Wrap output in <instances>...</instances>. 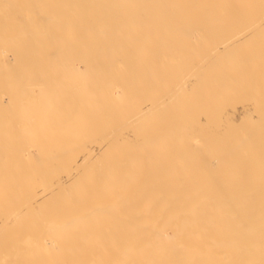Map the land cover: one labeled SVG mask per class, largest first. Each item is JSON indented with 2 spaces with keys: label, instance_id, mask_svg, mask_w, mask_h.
<instances>
[{
  "label": "bare ground",
  "instance_id": "1",
  "mask_svg": "<svg viewBox=\"0 0 264 264\" xmlns=\"http://www.w3.org/2000/svg\"><path fill=\"white\" fill-rule=\"evenodd\" d=\"M0 186L39 257L264 264V0H0ZM116 191L147 205L88 204ZM102 212L129 243L92 256L113 248L88 230Z\"/></svg>",
  "mask_w": 264,
  "mask_h": 264
},
{
  "label": "rangeland",
  "instance_id": "2",
  "mask_svg": "<svg viewBox=\"0 0 264 264\" xmlns=\"http://www.w3.org/2000/svg\"><path fill=\"white\" fill-rule=\"evenodd\" d=\"M36 94H38V92L36 93ZM9 119H11L10 117H11V113L10 112H7V115H6ZM81 157V155L78 157V159ZM63 182L65 181V178H63V180H62ZM58 188V187H57ZM74 188H76V189H78V188H81V189H86V188H91V189H101V188H104V187H99V186H91V187H81V186H77V187H74ZM2 189H4V187H1L0 186V190H2ZM53 195V196H52ZM52 195H51V197H52V199H53V202L52 203H55V201H56V199L58 198V196H59V193L58 192H54V193H52ZM73 195H74V193H69L68 195H66L65 197H68V196H72L73 197ZM163 195H164V193H163ZM4 196V195H3ZM89 196H91V194H89ZM104 196H107V195H102V193H100V192H98V193H95V195H94V197L93 198H90V200H89V203L88 204H91V205H94V204H103V206H105V207H107L109 204H113V205H116L117 207H115V210H118V209H124V207H127L128 208V205H129V208H131V206L136 210L137 208H141V209H143L146 205H147V200H146V198L143 196V194L142 193H138V194H136V195H133V196H127L126 195V193L125 192H122V191H116V192H114V194L113 195H110V196H108L107 198L105 197V198H100V197H104ZM0 199H2V198H0ZM6 203H8L9 205H10V201L9 202H6ZM17 203V201L15 202V204ZM8 204H6V205H8ZM14 204V202H12L11 201V209H12V211H13V209H14V211L16 210V208L18 207V209H20L21 208V205H18L19 203H17L16 204V206H14L13 205ZM22 204V203H21ZM24 205H25V203H23ZM22 204V205H23ZM28 204V203H27ZM30 204H32V203H29V205ZM18 205V206H17ZM16 207V208H15ZM24 207V208H23ZM11 209H10V211H11ZM17 209V210H18ZM24 209V211L26 212V210H27V208H25V206H22V210ZM133 209V210H134ZM4 210V209H3ZM1 210L2 212H0V217H2V218H0V221H2V219L3 220H6V222L5 221H3L4 223H9V221H11V219H10V215L11 214H9L10 212H8V210L6 211V210ZM22 210H20L19 212H21ZM38 211H39V209H37ZM44 210H46V209H44ZM47 210H48V208H47ZM4 212H8V214L9 215H7V214H5V215H7L8 217H9V221H8V219H4L5 218V216L4 215H2L1 216V213L2 214H4ZM17 213H18V211H16ZM36 212V211H35ZM42 213H43V211H41ZM41 212H40V214H41ZM14 213V214H13ZM16 213V214H17ZM27 213H29V214H26L25 215V213L23 214L24 216L23 217H27V220H28V218L29 217H33L32 219H34L35 221V223L40 227L41 225H40V223L39 222H41V221H43V219L44 218H41L40 220H39V218L38 217H40V216H42V215H40V214H34V213H30V212H27ZM21 214H22V212H21ZM32 214V215H31ZM104 214H106V212H102V213H100V214H98L97 215V218H95V219H92V220H89L90 222H89V226H88V230L89 231H91L93 234H97V235H99V237H100V241L101 242H103V243H107V245H106V248H110V247H113V248H111V249H108V250H105V251H99L100 249H105V248H95V246L93 247V248H91V249H89V254L90 255H95V254H99V255H103V253L104 254H106V255H109L110 254V250H113V251H115V252H120L121 250H122V248H124V246H126V245H128V243H129V241H128V239H126V240H120V241H118V240H112V241H114L113 243H110V242H112V241H110V236H109V234H108V232L110 231V228L109 229H107V228H105L106 226H109V224H110V226L115 230V228H117V226H119V228H124V230H123V234L124 233H127L128 231H130L131 229H130V220L128 219V220H126V218H123V216L125 215V213L124 214H119V213H117V216L116 217H114V218H112V220L113 221H107V220H109L110 218H108L107 217V215H104ZM13 215H15V212H12V217L11 218H14L15 219V217L18 215H20V213H18L17 215H15V217L13 216ZM45 214H43V216H44ZM46 215H49V213H47ZM45 215V220H44V224L42 223V226L43 225H45L46 224V226H47V222L48 221H46V218L48 219V216H46ZM17 216V217H18ZM50 216V215H49ZM4 217V218H3ZM110 217V216H109ZM121 218V219H118V218ZM19 218V220H21L20 219V217H18ZM18 218H16L15 220L17 221V219ZM22 218V217H21ZM38 218V219H37ZM24 219V218H23ZM39 220V222H37V220ZM118 219V220H117ZM15 220H13V221H15ZM26 220V219H25ZM24 220V221H25ZM26 220V221H27ZM30 221H33V220H31V219H29ZM28 220V221H29ZM51 220V219H50ZM49 220V221H50ZM53 220V219H52ZM15 221V222H16ZM22 221V220H21ZM20 221V222H21ZM27 221V223H23V224H25V226L26 227H28L26 224H31V222L29 221L28 222ZM106 221V222H105ZM3 222H2V225H1V222H0V225L3 227V225H5V224H3ZM15 222H12V224L14 225V223ZM114 222H115V224H114ZM128 222H129V225H128ZM11 223V222H10ZM8 224V225H6V227L4 226L3 228H0V230L2 231L4 228V230H6V232L7 231H9L10 230V232H9V235H7L9 238H11V236L12 235H14V238L13 239H11L10 240V243L8 244L7 242H9V241H7L8 239V237L6 238V236H5V234H6V232H5V234L3 233L4 232V230L2 231V233H1V231H0V237H2V239H0V244H1V246H2V244H3V242L5 243V246H4V248H3V252L8 248L9 250H10V252H9V250H8V253H10L9 255L7 254V250L4 252L5 254H6V256H3V257H7V256H9L8 258L10 259L9 261H10V263H9V261H6V262H8L7 264H12V262H15V264H22V261L20 262V259H18V258H16L17 256H16V254H14L16 257H13L14 255H13V253H19V254H21V255H19V258H20V256H21V258H22V260L24 259L23 257H25V259L24 260H26V256L25 255H27V254H24L23 255V253L25 252V253H28L27 251L29 250V253H31L32 255H31V257H28L29 259H27L28 261L30 260L31 262H28V263H26V262H24V264L26 263V264H36V258H37V260L39 259V261H40V259H41V256L43 255V254H45V252H46V254L45 255H49V253H51L50 255L51 256H49V257H52V258H48L47 256H45V255H43V257L44 258H46V261H47V263L46 264H48V260L49 259H51V264H61V263H66V264H69L70 262V258L67 256H65L64 254H65V251L64 250H57L55 247H53L52 248V251L50 250L49 251V253H48V250L47 249H50V248H44V249H42V250H44V253L42 254V252L43 251H41L40 253L42 254L40 257L39 256H36V255H40V254H38V253H36L35 251V246H34V242L36 241V238L39 236V232H40V234L42 233V230H41V227H40V230L41 231H39V229L37 228L36 230L37 231H33V229L36 227H33V229L31 228V230L29 229V230H27V228H25L24 229V225H22L23 226V228L21 227L20 228V225H19V227L18 226H15V227H18V229L20 228L21 230L23 229L24 231H26V232H30L31 231V233H33L31 236H30V234H27L26 233V235H25V232L23 233V231L22 232H20L18 229V231L16 230V228L15 227H13V225H11V224ZM15 224H17V222L15 223ZM33 224V223H32ZM50 225V224H49ZM0 226V227H1ZM8 226H10V229H8L7 230V227ZM31 226V225H30ZM29 226V227H30ZM42 229H43V232H44V230L46 231V229H48V230H50V227L49 228H44V227H42ZM130 229V230H129ZM13 230V231H12ZM11 231H12V233H11ZM13 232L15 233V234H17V232L19 233L20 232V234H17V235H15V234H13ZM34 232H36L35 234H34ZM22 233V234H21ZM12 234V235H11ZM20 235V236H19ZM35 235V236H34ZM36 235H37V237H36ZM44 235V236H43ZM41 234V236L40 237H38V238H40L41 239V244L43 243V245H48L47 247H50V242L48 241V238L46 239V238H44L46 241H47V244H44L46 241H44L43 240V237H46V232L44 233V234ZM15 236H19V238H23V237H29V239H30V241L31 242H27V241H23V239H20V241H21V245L23 244L22 242H27V246H28V249H27V246H24V245H26V244H23V248H22V246L21 247H19L20 245L17 243L18 241V239L16 240L15 239ZM27 237V238H28ZM31 237V238H30ZM115 237H116V233H115ZM124 237V236H123ZM6 238V239H5ZM26 238V239H27ZM15 239V240H14ZM3 240V241H2ZM17 241L15 244L18 246V247H14V245L12 246V247H14L15 249H16V251H14L13 252V250H14V248H11V244H12V242L13 241ZM25 240V239H24ZM38 240V239H37ZM6 241V242H5ZM19 241V242H20ZM120 242V243H119ZM6 243H7V245L9 246H7L6 245ZM14 243V242H13ZM31 244V248L29 247L30 246V244ZM131 244V243H130ZM129 244V245H130ZM3 247V246H2ZM24 247H26V249H27V251L24 249ZM105 247V246H104ZM19 248V249H18ZM31 249V252H30V249ZM41 248L42 247H40V250H41ZM25 251H24V250ZM38 249V248H37ZM18 250H19V252H18ZM53 250H55V251H53ZM22 251H24L23 253H22ZM38 251V250H37ZM13 252V253H12ZM39 252V251H38ZM35 253H36V255H35ZM4 254V255H5ZM12 254V255H11ZM30 254H28L27 256H29ZM36 256V258H35V256ZM42 257V258H43ZM8 258H7V260H8ZM11 258H16V260L18 259V261H19V263H16V261H12L11 262V260H14V259H11ZM43 258V259H44ZM48 258V259H47ZM6 259V258H5ZM34 259V260H33ZM4 260V259H3ZM57 260H59L57 263H55ZM97 260V259H96ZM50 261V260H49ZM4 262V261H3ZM6 262H5V264H6ZM38 262V261H37ZM40 262H45L44 260L43 261H40ZM39 262V263H40ZM84 262H85V264L86 263H89V261H87L86 262V260L85 261H79V262H77L78 264H80V263H83L84 264ZM105 262H107V259L105 258V259H103V258H101V259H98L97 260V264H104ZM115 262H118V261H115ZM38 263V264H39ZM76 263V264H77ZM14 264V263H13ZM40 264H42V263H40ZM43 264H45V263H43ZM71 264V263H70ZM72 264H74V263H72ZM92 264H94V263H92Z\"/></svg>",
  "mask_w": 264,
  "mask_h": 264
}]
</instances>
